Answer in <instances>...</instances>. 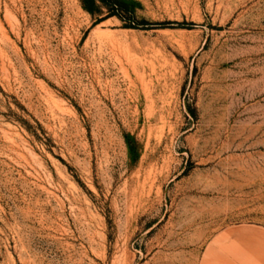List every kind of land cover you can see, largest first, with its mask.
I'll return each instance as SVG.
<instances>
[{"label":"rangeland","instance_id":"rangeland-1","mask_svg":"<svg viewBox=\"0 0 264 264\" xmlns=\"http://www.w3.org/2000/svg\"><path fill=\"white\" fill-rule=\"evenodd\" d=\"M0 0V264H264V0Z\"/></svg>","mask_w":264,"mask_h":264},{"label":"trees","instance_id":"trees-1","mask_svg":"<svg viewBox=\"0 0 264 264\" xmlns=\"http://www.w3.org/2000/svg\"><path fill=\"white\" fill-rule=\"evenodd\" d=\"M108 5H112V2L110 0H105Z\"/></svg>","mask_w":264,"mask_h":264}]
</instances>
